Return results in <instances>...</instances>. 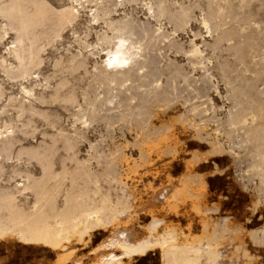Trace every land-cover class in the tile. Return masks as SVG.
I'll use <instances>...</instances> for the list:
<instances>
[{
  "label": "bare ground",
  "instance_id": "bare-ground-1",
  "mask_svg": "<svg viewBox=\"0 0 264 264\" xmlns=\"http://www.w3.org/2000/svg\"><path fill=\"white\" fill-rule=\"evenodd\" d=\"M66 1L67 4L57 6L50 0H0V18L6 22L0 27V38L9 33L12 39L0 57V71L9 80L19 77L27 78L28 82L20 91L23 94L18 106L20 125H12L13 120H3L0 126L3 129L0 132V181H13L9 185L0 183V239L50 249L60 254L55 264H130L132 259L153 251L159 253L160 264H255L254 255L239 241L241 227L229 219L230 215H223L218 218L220 222L214 220L212 225L206 219L208 212L216 210L202 207V193L207 184L201 174L188 171H192L193 162L206 160L207 154L227 153L236 161L241 156L249 157L259 176V185L252 189H257L258 195L253 209L264 205V64L258 60L257 66H252L253 52L264 47V0H202L207 8L198 21L212 41L203 40L199 44L194 40L184 50L189 54L185 62L193 70L198 66L202 70V81L210 83L220 97L214 76L217 73L221 78L226 88L225 97L231 101L223 117L219 116L222 107L216 106L212 99H208L209 104L199 99L202 92L198 91L197 96L195 82L192 86V77L183 67L185 63L168 55L171 50L183 53V46L174 36L188 25L193 15L190 9L198 0H190L192 5L189 0L190 5L176 2L177 6L172 9L171 5L169 8L164 5V0H149L143 4V19L133 14L140 0ZM219 1L226 3L227 10ZM211 5L216 9H211ZM165 22L172 24L170 31L165 28ZM224 24L228 27L223 28ZM77 25L76 30L70 29L73 41L57 47L56 43L62 41L59 39L62 29ZM92 34L95 40L88 43L87 38ZM49 49L61 51L51 62V74H45L42 72L44 54ZM206 50L212 54L230 52L242 67L244 65L242 72H249L253 77L238 76L232 62L231 66L226 61L213 64L210 60L213 57L205 56ZM7 61L15 64L17 70L13 72L4 66ZM31 70H36L33 77L29 75ZM184 91H187L185 95ZM188 91H196V94L189 95ZM176 104L182 106L183 113L165 119L164 112ZM57 108L70 114L72 120ZM133 117L139 118L138 122L133 120L135 126L131 124ZM39 120L47 128L41 131L42 139L24 145L23 140L34 138ZM101 123L107 126L105 129L110 128L111 131H106L111 133L115 125L120 126L123 145L111 149L102 146L98 138L89 139L88 133L97 130ZM185 126L210 148L206 155L194 153L191 161L188 159V171H185L189 174L182 180L181 189L159 195L164 198L168 212L175 213L179 201L188 202L190 210L199 218L203 234L190 233V223L186 225L188 230L182 233L178 225L166 221L168 213L164 217L154 210L142 228L126 227L128 220L121 218H129L137 199L130 180L140 166L138 162L149 166L153 159L164 155L175 159L180 151L177 133ZM222 128L227 147L220 138ZM122 129L129 133L134 131L132 142L125 139ZM84 143L88 148L81 157ZM130 147L137 150V158L126 153ZM190 180L195 181L197 187L192 188ZM119 225L123 229H118ZM97 230L115 231L90 249L97 253L91 261L72 258L73 250L68 245L86 237L89 240ZM258 230L252 229L249 237L254 244L263 247L264 228L259 231L261 235ZM227 236L230 242L238 239L231 246L234 250H228L238 255L226 254ZM99 250L106 251L98 254Z\"/></svg>",
  "mask_w": 264,
  "mask_h": 264
},
{
  "label": "rangeland",
  "instance_id": "rangeland-1",
  "mask_svg": "<svg viewBox=\"0 0 264 264\" xmlns=\"http://www.w3.org/2000/svg\"><path fill=\"white\" fill-rule=\"evenodd\" d=\"M50 1L54 2V4L57 6L67 4L66 0H50ZM147 1H149V0H144V1L140 0L139 2H137V5L135 7V11L133 12V14L136 17H139L142 19L144 18V12L145 11L143 9V4ZM152 1L154 2L155 0H152ZM164 1L166 4H164V3L163 4L165 6H167L168 8L171 5L170 9L174 8L173 6H177L176 2L183 3L185 5L189 4V3H187L188 0H182V1L181 0H170V1L164 0ZM167 2H169L168 5H167ZM189 2L191 3L190 0H189ZM220 2L221 1H219V3ZM220 4L219 5L221 7H224V9L227 10V5L224 1H222ZM233 4L236 5V2ZM254 4H256V2ZM191 5H192V3H191ZM193 6L197 7V9L196 8L194 9ZM214 6L217 7L215 4H214ZM214 6L211 5L210 8L214 9L215 8ZM200 8L202 9L201 11L199 10ZM206 8H207V6L205 5V2L202 0L201 1L198 0L195 5H192V8L190 9V12H191L190 14H193L192 15L193 17L190 15V21H189L188 25L184 28L183 31H178L177 33H175V36H174V40L178 44L183 46V51H182L183 53H180V52L175 53V50H171L170 52H168V55L170 58L175 59L179 63H185V64H183V67H185L186 72H188L192 77L191 84L195 82L194 83L195 85L192 84V86L194 85L193 87L197 88V92L198 91L200 93L202 92L201 93L202 95L200 94V96H199V92H198L197 96L200 97L199 99L204 101L206 104L207 103L209 104V102H210V100H208V99H212V101L214 102V104L216 106L222 107L221 111L219 112V116L223 117L225 115L227 109L230 107L231 101L225 97L226 88L224 87L222 80L219 77V75L216 73V76H214V79L218 82L217 84H218L219 91H220L222 97H220L219 95H217L214 92V90L210 87L211 86L210 83H209V85H207V83L202 81V78H201L202 77L201 76L202 70L200 69L201 70L200 71L198 66H196L193 70V69H191L192 67L190 65H188L187 62H185V59L187 61V58L189 57L187 55H189V54L184 53V50L186 51V48H189L188 44L191 41L195 40L199 44H201V42L203 40H206L208 42L212 41V38L208 36L209 35L208 33H206L207 32L206 29L204 30V27L202 25H200L199 21H198V19L200 18V14L203 12V9H206ZM263 9H264V7H263ZM233 10L236 12V9H233ZM120 11L118 12V14L121 15L122 11L121 12ZM263 12H264V10H263ZM263 16H264V13H263ZM83 20H84V17L81 19V22H83ZM5 23H6L5 20L0 18V27H3L5 25ZM78 27H79V25L73 26V27L71 26V28L70 27L64 28L65 30L62 29V31H61L62 37L59 38L62 41L60 43H56V46L60 47L61 44L66 45L67 42H69V41L72 42L73 38H72L70 31L71 30L73 31L74 29L76 30ZM171 27L173 28L172 24H168L165 22V28L168 31H170L172 29ZM222 27L223 28L228 27V24H224ZM194 33L197 35L199 34V35L198 36L196 35L197 36L196 37V36H194ZM10 37H11V34H9V33L3 34L1 36V38H0V57L5 54L4 48L6 47V45H8L10 41H12V39ZM94 40H95V38H94L93 34L87 38L88 43H93ZM59 51H61V49L58 51L55 49H49L48 51L45 52V54H44L45 55V66L42 69L43 73L46 74V72H47V74H51V72H52L51 62L55 58V56H57ZM207 52L208 51L206 50L205 56H209V57L212 56L213 58L212 59L210 58V60L212 61L213 64H215L216 62L226 61L231 66L233 63L234 65H232V66L233 67L235 66V68H237V70H238L237 75L243 76L244 65L242 67V64H240V62H238L231 55L230 52H227L224 50L221 52L216 51L213 54L211 51H209L208 53ZM181 54H183V55H181ZM184 54H186V55H184ZM47 55H48V57H47ZM253 55L254 56L252 57V60H253L252 66L256 67L258 60L264 64V47L261 50L256 51V53L253 52ZM215 56H216V58H215ZM257 56H261V57L258 58ZM232 59H234V61ZM213 61H215V62H213ZM254 62H256V63L254 64ZM3 65L6 66L7 68L11 69L13 72L17 70L15 64H11L10 61L5 62ZM240 70H241V72L242 71L243 72L241 73ZM35 71L36 70H31L30 71L31 74L29 72V75L31 77L35 76V73H34ZM263 72H264V70H263ZM245 73H246V74H244L245 77H248V78L253 77V74H250L249 72H245ZM195 75H196V77L194 78ZM199 76L201 79L198 78ZM15 78H14L15 80L14 79L9 80L5 76V74L2 71H0V87L3 88V89H1V90H3V92H2L3 96H1V98H0V120H1L0 126H2V124L5 120H11V121L13 120L12 125H14V126H19L21 123L19 121V118H18V106L21 103V101L23 100V94L20 93V91H21V86L24 84L27 85L28 82H27V78H21V79L19 77H15ZM163 78H162V81L164 82L165 78L164 79ZM196 78H197L198 82L195 80ZM57 79H58V76H57ZM220 80H221V82H220ZM237 83H242V82L237 80ZM206 85L210 88H208ZM198 86H200V87H198ZM186 88H187V90H189L188 87H186ZM199 88H200V90H199ZM205 88L208 90H206ZM186 93H187V91L186 92L184 91V95ZM188 93H190L189 95H193V94L195 95L196 91H191V92L188 91ZM9 98H12L11 102H9ZM51 108H56V107L51 106ZM57 109L60 113H62L63 116H66V117L68 116L69 120H72V117L70 116V114H68L67 112H65L61 108H57ZM224 110H226V111L224 112ZM183 111H184V109L182 108V106L179 104H176L174 107L165 111L163 115H164L165 119L166 118L168 119L170 117H173V116H176L180 113H183ZM165 115H167V117ZM134 118L135 117H133L132 121L134 120L135 122H138L139 118L136 117V120ZM134 121L131 124H133L135 126ZM39 124H42V122L40 120L36 122V127L38 130L34 133V138L29 137V138L23 140L22 143L24 145H29L30 143L35 144L36 142H38L39 140L42 139V132L47 130V128L44 126V124H42V125H39ZM156 124L158 125V123H156ZM104 126H105V124L101 123L97 127V130H95L94 132L90 131L88 133L89 139H91L93 141L99 139L101 144H103L102 146L109 147L111 149L118 146V145H123L124 139L121 138V131L118 128L120 126L115 125V128H113V130H112L113 133L107 132L108 130L106 131V129H109L110 131H111V129L110 128L105 129ZM126 126H128V125L126 124ZM105 127H107V126H105ZM124 129H126V128H124ZM124 129H122V132L124 133L125 139L129 142H132V140H133L132 136L135 135L134 131L132 130L131 131L132 133L131 132L129 133L128 131L126 132V130H124ZM0 130H1L0 132L3 131V129H0ZM221 134H222V135H220L221 141L224 142L226 140V136L224 134L223 128H222ZM182 135H183V137H182ZM100 136H102V138H104V139L101 138L102 141L100 139ZM192 136L195 137L194 131L191 128L189 129L187 126L178 130L177 139L179 141V150L180 151H179L178 155L176 157H174L175 159H173V157H170V155H164V156L160 157L159 159L155 158V160L154 159H153V161L151 160L152 162L149 163V166H148V163L144 164L143 162H138L140 164V166H137L136 173L132 174L133 178H132V180H130L131 184L133 185V186L132 185L131 186L135 189L137 199L134 200V202L132 204L130 215L128 216L129 218H127V216H124L121 219L122 220H128L126 227L130 226V227H135L136 229H140L149 221L150 212L154 210L153 212L155 214L158 213V215H163L164 217L168 213V215L165 217L166 221L170 224L175 223L174 225H176V226L178 225L177 227L181 228L182 233L186 232V230H188V227L186 225H188L190 223L191 224V226H190L191 228H189L190 233H193L195 235L203 234V233H201V231H203V229H202L201 223L198 221L199 218L196 214H194V212H192L190 210V205L188 202L185 203V202L179 201V203L177 204L178 205L177 208H179L181 204H182V206H181L182 208L180 207L179 210H177V208H176L175 213H177V214L175 215L174 212H170V211L168 212L167 206H165V204L163 203L164 198H162L159 195L160 192L167 194V193H170L171 190L174 191V189H177V188L181 189L184 185V182L182 180H184L186 174L187 175L189 174L188 172H190V174H201L202 178L205 180V182L207 184L206 189L203 191L204 194L202 193V200H203L202 201V207L203 208L216 209V210H212V211L208 212L209 214L207 213L205 215V217L206 216H209V217L208 218L206 217V219L208 221L212 222V223H210L212 225L213 222H215V221L220 222V220L218 218H222L224 216L230 215V216H228L229 219L232 222H234L236 225H239V227H241V229H242V232L240 234L241 239H239V241H243L245 243V247L248 249V251L252 255H254V257L256 258L255 264H264V246L262 247V246L254 244L249 237L250 236L249 232L252 229H256V230L259 229L258 230V232H259L260 229L264 228V205H263V203L261 202L262 204H260L255 210L253 209V203L255 202V200L257 201L258 195L256 194L257 189L255 190L256 192L252 189H255L254 187H257V185H259V176L256 173L257 170L252 168V166H251V164H252L251 159L249 157L241 156L239 161H236L234 158H233V160H234L233 161L232 157L230 155H228L227 153H223L222 154L223 156L222 155H220V156L208 155L206 150L208 151L210 146L205 141H201L197 137L193 138ZM222 138H224V139L222 140ZM104 140L106 142H104ZM114 144H115V146H114ZM226 145L228 146V144L225 141V147H227ZM86 148H88V145L86 143H84L81 146V153H80L81 157L84 156V150ZM126 153L133 156L134 158H137V154H138L137 150L133 147L127 148ZM194 153L201 154V155L207 154L208 160L206 159V160H202V161L200 160L198 162H193L192 163L193 169L191 168L192 171H190V170L188 171V169L186 168V162H188L189 160L191 161L190 157ZM208 156H210L211 158ZM163 157H164V159H163ZM235 161H236V163H235ZM34 165H35V163H34ZM154 169H155V171H154ZM248 169H250V170H248ZM145 170L147 171V173H145L146 172ZM150 170H151V172H150L151 174L149 173ZM185 170H187L188 172ZM156 171H157V173H156ZM245 172H247V173H245ZM161 173H163V174H161ZM167 173H168V177H167ZM183 173H184V175H183ZM155 175H156V177H155ZM152 177H155V178H152ZM133 179H135V180H133ZM136 179H138V180L136 181ZM0 183L2 185H9V184H13V181L7 182L4 179V180L0 181ZM188 183L191 184L192 188L194 186L197 187V183L195 181L192 182L190 180ZM243 184H244V186H243ZM150 187L153 188V190H151ZM145 194H147L146 198H144ZM158 196L161 198H159ZM179 200H181V199L179 198ZM184 204H186V205H184ZM206 204H207V206H204ZM216 205H218L219 208H217ZM250 208H252V209H250ZM188 209L191 211V213H190V211H188ZM132 211H134V212H132ZM187 211L189 212V214ZM241 214H242V216H241ZM183 215L187 218L183 219V217H184ZM137 216H139V217H137ZM190 218H193L194 221H193V219L191 220ZM211 218H212V220H210ZM132 219L135 221H133ZM186 222H188V223H186ZM236 222H238V223H236ZM135 223L138 225H135ZM199 223H200V225H199ZM185 227H187V229H185ZM261 227H263V228H261ZM124 228H125V226H124ZM118 229H123L122 225H119ZM161 229H159V230H161ZM112 231L108 232L106 230H97L93 233V235L90 237L89 240H88V237H86L83 241L72 242L71 244L68 245V248H71L73 250L71 257L72 258H75V257L78 258L79 257L82 261L85 260L84 262H86V261L88 262L89 261L88 259H90V261H91L92 259L95 258V255L97 254V253L95 254V253L91 252L92 248H94V247H96V245L102 243V241H105L106 238L109 236V234ZM259 235H261L260 232H259ZM228 238H229V236L225 237V242H224L225 244L224 245L226 247L227 246H229V247H227L228 249L224 248V250H226L225 251L226 254L228 253L227 255H231L234 252V251L231 252L232 250H234V248L231 246H233L234 242L237 243L238 239L236 241L233 240L230 242V240ZM180 239L182 240L183 236H181ZM7 240H9V241H7ZM11 240L12 239H0V264H55V261H56L58 255H60V254H58V253H56L50 249L43 248V247H40L38 245L25 246V245H22L20 242H17L16 240H12V241ZM15 241H16V243H15ZM12 244H14V245L12 246ZM73 248H75V249H73ZM229 248L231 251H228ZM88 250L90 252H88ZM105 251L106 250H99L98 254L105 252ZM75 253H76V255H75ZM236 254L237 253L234 252V255H236ZM47 260H48V262H47ZM160 263H161L160 262V256H159V253L157 251L150 252L146 256L136 257L130 261V264H160Z\"/></svg>",
  "mask_w": 264,
  "mask_h": 264
}]
</instances>
